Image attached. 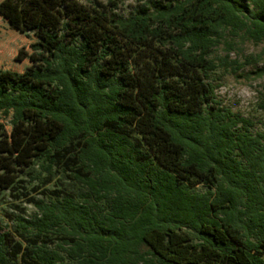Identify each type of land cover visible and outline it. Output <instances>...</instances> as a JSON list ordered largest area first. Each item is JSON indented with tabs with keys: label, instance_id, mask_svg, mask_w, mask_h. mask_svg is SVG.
I'll list each match as a JSON object with an SVG mask.
<instances>
[{
	"label": "trees",
	"instance_id": "obj_1",
	"mask_svg": "<svg viewBox=\"0 0 264 264\" xmlns=\"http://www.w3.org/2000/svg\"><path fill=\"white\" fill-rule=\"evenodd\" d=\"M42 2L56 14H38L26 0L0 2L11 28L37 30L32 48L48 52L25 75L0 71V116L17 125L34 111L57 123L28 166L40 161L41 171L25 173L41 186L64 173L74 188L36 197L23 178L10 185L37 211L12 215L13 231L0 225V264H264V131L231 109L175 108L178 97L160 81L147 101L150 127L178 148L182 168L212 175L205 189L193 187L155 158L132 124L116 37L92 34L76 0ZM64 6L76 19L57 20ZM163 22L179 29L167 39L179 59L198 61L210 79L219 68L236 73L258 61L208 57L229 35L264 43V0H159L115 26L139 43L157 39L160 26H152ZM248 74L263 78L264 66ZM258 106L264 110V95Z\"/></svg>",
	"mask_w": 264,
	"mask_h": 264
},
{
	"label": "rangeland",
	"instance_id": "obj_2",
	"mask_svg": "<svg viewBox=\"0 0 264 264\" xmlns=\"http://www.w3.org/2000/svg\"><path fill=\"white\" fill-rule=\"evenodd\" d=\"M76 1L89 13L92 34L97 38L106 33L112 34L121 45L122 61L126 64L121 75L127 84L122 100L136 109V114L130 120L155 158L175 171L183 181L198 189H205L210 183L207 181H211L213 177L211 174L198 173L193 168H182L178 148L168 141L165 132L150 127L151 112L148 110L147 101L161 87L160 81L170 87V94L178 97V100L173 102L175 108L198 110L210 104L231 109L252 119L256 131H264V110L258 106L264 95V77L257 78L248 74L257 67L264 66V43L254 44L241 37L229 35L227 42L222 43L208 58L228 56L231 61L244 62L246 57L253 55L258 61L244 66L236 73L225 72L223 68H219L210 79H206L198 61H181L172 43L167 41L170 35L179 31L176 25L154 23L152 28L160 26L159 37L148 38L139 43H134L124 31L115 26L119 17L127 18L135 14L141 6H150L159 0ZM26 2L38 14L45 9L53 15L56 14L42 0ZM61 11L57 13L58 21L71 22L76 19L67 6ZM0 17L4 21L0 25V71L4 73L1 75H9L12 72L25 75L32 69L41 67V60L48 52L44 48H32L34 43L39 42L37 30L20 33ZM210 82L215 86L214 94L209 93ZM27 118L25 122L12 125L10 116H0V225L4 230H14L12 215L23 213L33 216L37 211L26 199H18L16 190L9 189L16 179H25L29 194L36 197L43 196L41 190L44 188H74L73 182L64 173L56 175L52 183L46 186H41L39 179H32L25 173L32 170L36 175L41 171L40 161L36 162L34 167L28 166L36 151L46 147L48 137L55 135L59 130L57 123L50 119H40L34 111L28 112ZM262 255L264 257V252Z\"/></svg>",
	"mask_w": 264,
	"mask_h": 264
}]
</instances>
